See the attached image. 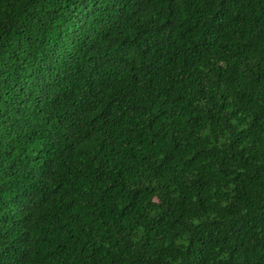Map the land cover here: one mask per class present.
Listing matches in <instances>:
<instances>
[{
    "label": "trees",
    "instance_id": "trees-1",
    "mask_svg": "<svg viewBox=\"0 0 264 264\" xmlns=\"http://www.w3.org/2000/svg\"><path fill=\"white\" fill-rule=\"evenodd\" d=\"M0 264H264V0H0Z\"/></svg>",
    "mask_w": 264,
    "mask_h": 264
}]
</instances>
